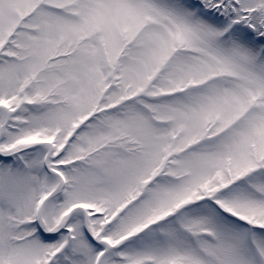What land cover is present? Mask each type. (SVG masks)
I'll use <instances>...</instances> for the list:
<instances>
[{"label":"snow or ice","instance_id":"1","mask_svg":"<svg viewBox=\"0 0 264 264\" xmlns=\"http://www.w3.org/2000/svg\"><path fill=\"white\" fill-rule=\"evenodd\" d=\"M0 264H264V0H0Z\"/></svg>","mask_w":264,"mask_h":264}]
</instances>
